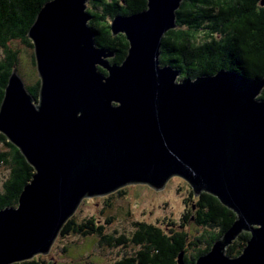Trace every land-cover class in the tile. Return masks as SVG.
I'll return each instance as SVG.
<instances>
[{
  "label": "water",
  "instance_id": "1",
  "mask_svg": "<svg viewBox=\"0 0 264 264\" xmlns=\"http://www.w3.org/2000/svg\"><path fill=\"white\" fill-rule=\"evenodd\" d=\"M87 2L49 0L29 28L37 99L15 67L4 89L0 134L34 173L17 206L0 210V264L48 254L84 199L129 184L159 191L172 177L235 215L194 264H264V76L180 78L162 67L161 41L183 0H146L141 12L115 17L112 34L128 49L110 63L87 24ZM241 233L245 247L228 256Z\"/></svg>",
  "mask_w": 264,
  "mask_h": 264
},
{
  "label": "trees",
  "instance_id": "2",
  "mask_svg": "<svg viewBox=\"0 0 264 264\" xmlns=\"http://www.w3.org/2000/svg\"><path fill=\"white\" fill-rule=\"evenodd\" d=\"M47 1L0 0V103L13 68L22 74L19 66L21 48L24 54H28H25L26 59L36 72L33 45L27 33ZM86 5L91 17L87 24L95 44L113 53L110 63L121 64L128 43L124 35L112 34L111 21L117 16L127 17L141 12L146 8V0H88ZM175 14V29L165 33L161 41L159 62L162 67L170 66L179 71L180 78L214 75L220 70H228L246 79L264 76V5L261 0H183ZM26 59L23 60L28 62ZM24 85L37 99L38 77L34 83ZM258 99L264 101V89ZM0 169L7 172L0 187V210L16 207L18 197L34 171L2 134ZM117 195L123 196L124 191H118ZM191 197L192 191L187 202H192ZM105 207L112 208L109 203ZM75 216L64 224L59 237L98 236L101 244L111 248L127 245L138 248L115 264H179L180 255L183 264H194L235 219L231 211L205 193L189 206L179 226L171 224L172 228L165 230L153 224L135 222V230L129 238L116 233L105 234V229L113 221L111 217L98 223L93 217L78 221ZM188 223L201 229L200 232L195 230L198 235L192 239L186 231ZM248 239V233H241L227 249V255L238 256ZM69 248L63 251L69 252ZM15 264L54 263L37 256Z\"/></svg>",
  "mask_w": 264,
  "mask_h": 264
},
{
  "label": "rangeland",
  "instance_id": "3",
  "mask_svg": "<svg viewBox=\"0 0 264 264\" xmlns=\"http://www.w3.org/2000/svg\"><path fill=\"white\" fill-rule=\"evenodd\" d=\"M25 54L21 48L19 66L22 74H19V76L24 84H31L37 80V75L26 59ZM26 55L28 56V54ZM6 176V170L0 169V187ZM120 190L124 191V195L121 197L117 195ZM118 191L103 197L84 199L75 211V217L78 221L93 217L98 223H103L106 218L111 217L113 221L105 229V234L116 233L129 238L135 230L133 226L135 222L153 224L165 230L172 228L169 226L171 224L174 225L173 227L179 226L183 215L197 199L193 196L191 197L192 202H187L191 188L179 177H172L165 187L159 191H155L147 185L137 184L123 186ZM107 203L112 208L107 209L105 207ZM196 229H198V232L201 231L193 224H187L186 231L191 239L198 235L195 232ZM100 241L98 236L86 238L58 237L48 254L44 256L36 255L35 257H42L54 264H115L121 258L131 255L138 249L132 245L111 248L101 244ZM66 247H71V250L69 252L65 250L64 252L63 249H66Z\"/></svg>",
  "mask_w": 264,
  "mask_h": 264
},
{
  "label": "flooded vegetation",
  "instance_id": "4",
  "mask_svg": "<svg viewBox=\"0 0 264 264\" xmlns=\"http://www.w3.org/2000/svg\"><path fill=\"white\" fill-rule=\"evenodd\" d=\"M0 55H1V52H0Z\"/></svg>",
  "mask_w": 264,
  "mask_h": 264
},
{
  "label": "bare ground",
  "instance_id": "5",
  "mask_svg": "<svg viewBox=\"0 0 264 264\" xmlns=\"http://www.w3.org/2000/svg\"><path fill=\"white\" fill-rule=\"evenodd\" d=\"M19 73V72H18Z\"/></svg>",
  "mask_w": 264,
  "mask_h": 264
}]
</instances>
